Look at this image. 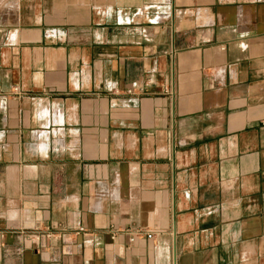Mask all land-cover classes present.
<instances>
[{
  "label": "crops",
  "instance_id": "0c3cea01",
  "mask_svg": "<svg viewBox=\"0 0 264 264\" xmlns=\"http://www.w3.org/2000/svg\"><path fill=\"white\" fill-rule=\"evenodd\" d=\"M0 264H264V0H0Z\"/></svg>",
  "mask_w": 264,
  "mask_h": 264
},
{
  "label": "built area",
  "instance_id": "2783aa9c",
  "mask_svg": "<svg viewBox=\"0 0 264 264\" xmlns=\"http://www.w3.org/2000/svg\"><path fill=\"white\" fill-rule=\"evenodd\" d=\"M13 91H14L15 94H18V90H17V88H15ZM140 234H141V233H140L139 231H137L136 233H134V234L131 236V238H130V242L133 243V242H134V241L140 236ZM145 236H146V238L149 239V240L152 238V234H146Z\"/></svg>",
  "mask_w": 264,
  "mask_h": 264
}]
</instances>
